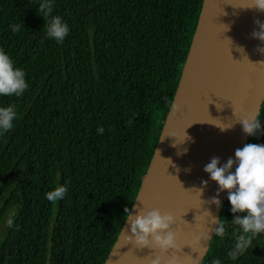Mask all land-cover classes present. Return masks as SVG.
Returning <instances> with one entry per match:
<instances>
[{
	"label": "trees",
	"instance_id": "16d2710c",
	"mask_svg": "<svg viewBox=\"0 0 264 264\" xmlns=\"http://www.w3.org/2000/svg\"><path fill=\"white\" fill-rule=\"evenodd\" d=\"M204 0H54L69 34L46 36L39 0H0V49L25 72L0 135V264H104L152 160ZM22 27L13 32L11 26ZM261 132L246 143L264 144ZM103 128V132L97 131ZM67 185L63 199L45 194ZM202 264H264V233L235 250L227 199ZM236 255H230L232 252Z\"/></svg>",
	"mask_w": 264,
	"mask_h": 264
},
{
	"label": "water",
	"instance_id": "95a60500",
	"mask_svg": "<svg viewBox=\"0 0 264 264\" xmlns=\"http://www.w3.org/2000/svg\"><path fill=\"white\" fill-rule=\"evenodd\" d=\"M251 0H230L222 23L221 32L201 78V86L193 89L194 96L187 111L188 127L179 133L174 146L165 152L163 146L170 135L175 109L183 96L188 79V68L196 55L199 30L206 6L204 0L188 58L164 121L152 160L143 178L130 213L135 215L141 208H157L161 213L176 218L172 230L176 232V248L161 253L158 249H138L126 239L128 217L104 264H151L157 256L161 264H202L214 233L198 238L215 225L206 223V212L218 218L220 207L207 203L216 195V185L208 181L201 195L193 187H200L201 180H208L204 165L212 157L223 163L232 157L234 150L246 144L248 136L241 130L238 119L257 116L264 102V56L255 49L260 42L251 38L256 28L254 21H264V12L250 6ZM242 47L243 52L237 49ZM216 125V126H215ZM221 131L219 127H228ZM184 149H187L185 152ZM178 153H180L178 155ZM165 161V162H164ZM160 165V171L158 166ZM190 169L185 171V169ZM222 204L226 193H219ZM127 247V248H126Z\"/></svg>",
	"mask_w": 264,
	"mask_h": 264
},
{
	"label": "clouds",
	"instance_id": "9594fccd",
	"mask_svg": "<svg viewBox=\"0 0 264 264\" xmlns=\"http://www.w3.org/2000/svg\"><path fill=\"white\" fill-rule=\"evenodd\" d=\"M53 3L54 0H39L36 11L44 21L42 27L45 28L46 36L59 44L69 34V27L59 15L52 14ZM245 8L264 12V0H251L250 6ZM254 24L256 28L250 35L251 38L260 42L255 51L264 56V21L257 20L254 21ZM21 27V24H15L11 26V30L17 32ZM237 50L243 52L242 47ZM27 87L25 72L14 66L12 58L3 49H0V97H20ZM17 118L18 113L15 105L0 106V135L13 129ZM237 121L241 125L242 132L249 137L256 136L261 132V122L255 116ZM217 127L223 131L230 128L231 125ZM97 131L102 133L103 128H98ZM186 139L190 140L184 132V137L179 143H183ZM184 151L186 152L187 149ZM189 170L185 169L186 172ZM202 170L208 180H201L200 187H193L191 190L199 197L208 181L214 182L216 195L212 196L207 203L215 205L217 208L221 207L218 199L219 193H226L229 211L233 214L231 222L239 225L242 233L237 237L235 250L243 252L252 237L264 233V144L246 143L241 148L235 149L233 156L227 158L223 163L218 157H212ZM67 191L66 184H58L45 194V198L50 202H56L63 199ZM124 211L128 216V221H132L126 236L132 246L138 249L154 248L161 253L176 248V232L172 230L176 218L172 214H162L157 208L146 210L145 207L135 215L131 214L127 208ZM205 212L206 223L214 224L215 227L208 228V231L201 233L198 238L206 239L209 231L217 236H222L224 232L222 218L213 217L207 210ZM16 215L15 208L8 210L4 218V224L8 228L13 227ZM230 255L234 256L236 252L234 251ZM151 264H161L160 257L154 258ZM211 264H221V261L213 258Z\"/></svg>",
	"mask_w": 264,
	"mask_h": 264
},
{
	"label": "bare ground",
	"instance_id": "6f19581e",
	"mask_svg": "<svg viewBox=\"0 0 264 264\" xmlns=\"http://www.w3.org/2000/svg\"><path fill=\"white\" fill-rule=\"evenodd\" d=\"M229 1L230 0H206V6L199 30V42L196 46L197 53L194 60L190 63L191 65H189L190 68H188L189 74L186 87L183 96L180 99V103L175 109L176 111L173 115L172 125L170 126V135L166 138L163 146L165 152L174 146L179 133L182 132L183 134V132L187 130V111L194 98L193 96L190 100V94L193 93V89L195 90L198 86L195 90L196 93L201 86L202 74L204 73L205 65L211 54L214 52ZM157 169V172L159 173L160 165Z\"/></svg>",
	"mask_w": 264,
	"mask_h": 264
},
{
	"label": "rangeland",
	"instance_id": "374dc122",
	"mask_svg": "<svg viewBox=\"0 0 264 264\" xmlns=\"http://www.w3.org/2000/svg\"><path fill=\"white\" fill-rule=\"evenodd\" d=\"M6 227H7V226H6L5 224H3L2 227H1V229H0V232L4 231ZM1 234H2V233H1ZM1 234H0V235H1Z\"/></svg>",
	"mask_w": 264,
	"mask_h": 264
}]
</instances>
